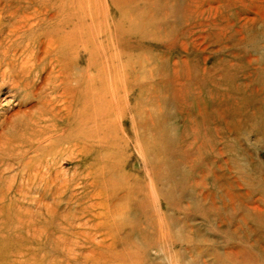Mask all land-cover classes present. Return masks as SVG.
<instances>
[{
	"label": "rangeland",
	"instance_id": "1",
	"mask_svg": "<svg viewBox=\"0 0 264 264\" xmlns=\"http://www.w3.org/2000/svg\"><path fill=\"white\" fill-rule=\"evenodd\" d=\"M12 1V70L67 80L48 139L39 99L0 75V264H264V0H74L122 28L117 85L87 81L102 53L49 54L44 0ZM48 1L42 17L71 2Z\"/></svg>",
	"mask_w": 264,
	"mask_h": 264
},
{
	"label": "bare ground",
	"instance_id": "2",
	"mask_svg": "<svg viewBox=\"0 0 264 264\" xmlns=\"http://www.w3.org/2000/svg\"><path fill=\"white\" fill-rule=\"evenodd\" d=\"M59 1H61V0H59ZM70 1L71 2H67L66 4H64L65 6L62 7V8L59 6L60 7V8H58V9H60L59 11L55 9L52 13H49V14L47 13V16H45V17H42V15L44 14V12H47L46 7H47V4H48L47 2H49L48 0H44L43 2H41L43 4H41L40 8H37L35 10L36 13L40 14L39 16L36 17L35 26L36 27L43 26V28L45 30L48 29L49 27L53 26L52 27L53 33H55L56 35H59L60 39H61V43L62 44H59V46L57 48L55 46L52 47L51 50L49 51L50 52L49 54H54L55 51H56V53L58 55H60V59H59V62H60L62 60V56H63L61 54L65 53V55L67 56L68 50H70L72 47L73 48H77V47L81 46L83 49H85V50H87L89 52L88 55H91L90 59H91L92 56L95 57L98 53H102V55H101L102 58L100 60V63L98 62L95 65L96 69H98V71H100L99 76L97 75L96 78L94 77L93 81H92V77H91V75H89V77H88L89 80H87V81H90L93 84L97 85V82H99L98 80H99L100 76L102 75V73L106 77V73L109 74L110 72H114V73H112V74H115V76L112 77L113 78L112 79V83L114 84V82H115V84L117 85L120 81H119V79H114V78H116L117 75H119L118 74L120 72L119 68H121V65H122V63H121L122 50H121V47H120V40H119L121 38L120 35H119V33L121 32V29H122L121 26L118 24L119 28H121L119 30L120 32L117 33L118 35L117 34L113 35V31L111 29H109L108 27H105V26L100 25V24H98V25L95 24V18H94L93 11L89 10V13H88V11L86 10V8L88 9V8L92 7V6L90 7V3L87 6H86V4H85V6L83 5L81 7V9L79 11L80 13H79L76 10L78 8V4H77V8H76V5L73 2L74 0H70ZM85 1L86 0H84V2ZM12 2H13L12 0H5V3L2 4V5H4L3 6L4 8H3V11L0 12V20L4 19V15L7 16V17H10V18L12 16H14L13 12H11V10H10V7L13 4ZM88 2H90V1H88ZM76 3H78V2H76ZM61 5H62V1H61ZM93 5H95V4L93 3ZM14 8H16V9L19 8L20 9L21 5H19L17 7H14ZM7 10H9V11H7ZM94 11H96V10H94ZM87 14L90 17L87 16ZM79 15H81V19H79L80 21H78V16ZM17 16L21 18V15L19 16V13H18ZM17 16L14 17V18H11V19H17ZM106 16H107V13H106ZM191 18H193V17H191ZM34 19L35 18L33 17V20ZM119 22H120V20H119ZM43 28H41V29H43ZM31 29H32V27H31ZM2 30H3V27L0 24V31L2 32ZM47 31H49V30H47ZM46 34H48V33H46ZM102 36L106 37V38H104L105 40L104 39H102V40L99 39ZM42 39H44V38H42ZM3 44H4L3 42H0V75L4 74V76L7 77L8 76L7 75L8 72L10 74L12 73L13 74L12 86L15 89H17L20 93L22 92L23 96H29V95L30 96H36L39 99V105H38L39 115H38V117L36 119V122L34 121L33 124H36L35 126H37L39 123L41 124L43 122H47V124L49 125V123L52 122L50 124L51 126H49L50 128H48V130L50 132L47 133V129H45V131H43L44 132L43 137L44 136L46 137V135H47V136H49L48 139L53 138L56 135V133H57V131L53 132V130L56 128V126H55L56 124H54V119H56L60 115V113H61L60 111L62 110L61 108L60 109L57 108L58 104L63 103L65 105V100H66L64 98L62 100H60L56 96L58 94H61L62 85L64 83L63 81L59 80L60 79L59 75H63L62 77H65V79L67 80V76L64 74L65 73L64 69L66 67L62 66V65H59V69L54 68L52 70V75H54L55 77L51 80V83H49L47 86L44 85V86L40 87L37 83L32 84L30 81H24V79H23L24 74L28 77L31 74L32 70H33V68H31L29 66V61L28 60L25 62L24 65H22V68H20L19 64L17 65V66H19V68H20L19 71H21V73L19 71H18L19 73L15 72L14 69L13 70H14V72L16 74L11 72V71H13L12 67L15 66L16 64H14L13 61L10 60L11 59V55L14 56L12 53H10V50L12 49L14 51L16 49V46L13 44V45H10L9 48H4ZM64 47H65V50H64L65 52L62 51L64 49ZM53 50H55V51H53ZM49 54H48V56H49ZM63 57H65V56H63ZM55 61L58 62V60H55ZM106 62H107V65H106ZM108 66H110V69L108 68ZM102 68L105 69V71L104 70L102 71L101 70ZM52 75L50 76V78L53 77ZM10 76H12V75H10ZM1 78H3V77H1ZM30 79H31V77H30ZM10 83H11V80H10ZM50 84H52V85L50 86ZM115 93L117 95V91H115ZM61 95H64V94H61ZM99 100H101V98ZM116 101H117L116 104L118 106V102H120V101H118L117 98H116ZM78 102H79V100L77 101V105H78ZM97 103H98V101L96 102V104ZM61 107H63V106H61ZM77 108H79V107H77ZM67 109H68V115H70V111L72 110V108L69 107ZM89 110H90V108H89ZM89 110H88V112H84V115L85 114H92L93 112H96L95 111L96 109H94V108H93L92 111H89ZM89 118L90 117H87V118L84 117L83 118L84 119V124L89 122ZM74 122H76V120ZM90 122H91V118H90ZM76 124H77V122H76ZM43 127H44V125H43ZM94 127L99 129V124H95ZM101 127L103 128L102 125H101ZM40 131H41V129H40ZM91 131L94 134L97 133L96 129H92ZM47 237H48V235H47Z\"/></svg>",
	"mask_w": 264,
	"mask_h": 264
}]
</instances>
